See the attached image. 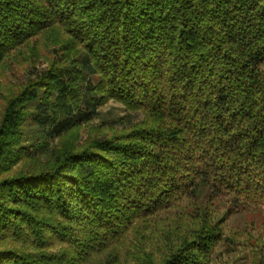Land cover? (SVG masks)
<instances>
[{"label": "trees", "instance_id": "obj_1", "mask_svg": "<svg viewBox=\"0 0 264 264\" xmlns=\"http://www.w3.org/2000/svg\"><path fill=\"white\" fill-rule=\"evenodd\" d=\"M14 64L32 74L0 83V264L153 263L149 219L185 197L264 205V0H0ZM110 100L143 117L54 142ZM29 155L46 165L11 170ZM207 208L163 264L205 263L223 236Z\"/></svg>", "mask_w": 264, "mask_h": 264}, {"label": "rangeland", "instance_id": "obj_2", "mask_svg": "<svg viewBox=\"0 0 264 264\" xmlns=\"http://www.w3.org/2000/svg\"><path fill=\"white\" fill-rule=\"evenodd\" d=\"M46 65L44 61H40L36 73ZM31 74L29 65H9L4 69L0 68V83L7 89L15 88L19 83L27 80ZM142 117L141 112L126 110L120 102L110 100L99 108V114L92 120L72 130L63 139H55L54 142H58L59 146H79L90 136L112 134L132 122L139 121ZM46 163L47 158L44 156L29 155L15 159L11 163V170H38ZM209 194L210 192L205 189L196 197L187 196L175 207L164 210L149 219L151 225L149 235L153 238V247L156 252L154 262H144L145 264H163V254L158 249L165 248L171 241H175L177 228L184 230L183 227H187L188 224L194 225V221L201 222V216L193 217H196L198 210H203L206 204L208 217L211 222L218 224L223 236L213 251L206 256L204 264H264V205L238 201L228 193H221L214 199L208 197ZM108 255L109 251L100 253L98 260L89 264H99L98 261L106 260ZM135 258L134 254L123 251L120 255V263L137 264L139 261Z\"/></svg>", "mask_w": 264, "mask_h": 264}]
</instances>
